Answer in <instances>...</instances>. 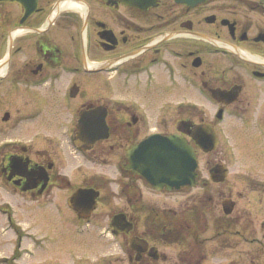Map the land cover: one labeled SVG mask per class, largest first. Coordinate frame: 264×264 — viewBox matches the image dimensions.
Instances as JSON below:
<instances>
[{
	"label": "flooded vegetation",
	"instance_id": "1",
	"mask_svg": "<svg viewBox=\"0 0 264 264\" xmlns=\"http://www.w3.org/2000/svg\"><path fill=\"white\" fill-rule=\"evenodd\" d=\"M61 1L36 0L34 9L26 14L25 2L31 0H0V62L4 64L0 85L6 90L10 72L7 79L17 89L19 84L23 88L24 77L38 87L62 78L63 96L73 106L70 123L72 119L78 122L80 110L102 107L108 135L98 141L109 142L88 147L94 154L117 146L118 136L129 143L137 141L131 138L152 123L174 127L150 129L141 137L152 131H177L192 142L188 134L192 125L217 127L219 121L232 116L260 125L264 132L263 0H199L192 5L179 0H149L145 5L78 0L83 3L79 8L60 7ZM67 40L70 48L64 50L60 41ZM38 110L30 112L31 119ZM16 139H0V187L20 190L32 198L49 195L63 176L55 157L40 154L38 147ZM13 158L21 165L13 166ZM224 166V179L213 181L227 178L229 168ZM122 167L129 169L125 162ZM35 169L46 170L47 179L36 178L32 187L23 189ZM129 172L130 178L140 177L134 169ZM244 179V184L254 185V190L261 191L259 195L264 194L259 181ZM81 186L98 189L101 203L99 187L84 181ZM128 187L132 209L121 213L129 226L120 232L128 237L129 264L172 262V249L167 253L161 249L172 243L183 246L174 261L203 263L208 239L198 238L195 220L200 218L198 225L204 222L200 203L187 204V208L184 204L181 208L147 204L130 180ZM224 200L232 202L228 212ZM236 200L230 193L221 201L223 213L214 220L219 230L208 240L216 247L220 243L233 247L237 240L232 236L240 235L239 225L244 228L260 218L250 197L235 210ZM188 237L191 240L186 242ZM239 255L243 259L242 251Z\"/></svg>",
	"mask_w": 264,
	"mask_h": 264
},
{
	"label": "rangeland",
	"instance_id": "2",
	"mask_svg": "<svg viewBox=\"0 0 264 264\" xmlns=\"http://www.w3.org/2000/svg\"><path fill=\"white\" fill-rule=\"evenodd\" d=\"M60 42L64 50L70 48L68 40ZM11 76L10 72L7 78ZM7 78L6 90H2L0 85V139L17 138L38 147L40 154L43 151L51 158L55 157L58 170L71 180L70 187L73 189L86 182L85 178L88 179L100 188L101 203L91 216L82 219L68 204L70 187L52 186L49 195L35 198L20 190L0 187V264H129L126 252L128 237L126 239L121 232L114 236L111 217L118 211L130 212L132 209L124 185L128 177L121 167L130 141L118 136L117 146L111 150L94 154V149H91L93 152L83 149L81 154L71 142L76 122L72 119L70 123L69 120L73 106L63 96L62 78L38 87L24 77L23 88L19 84L18 89L14 86L15 82L11 85ZM34 109L39 110L31 119ZM5 111L10 112L7 120L2 119ZM163 127L171 130L174 126L144 125L139 134L131 139L139 140L148 130ZM217 128L219 143L216 148L208 152L197 151L200 179L195 185L157 190L141 177L129 180L139 190L142 202L147 204L179 208L184 204L183 207L187 208L190 207L187 204L195 203L196 206L197 202L200 203L199 212L203 213L204 222L198 225L201 224L200 218L195 220L196 228L198 238L206 237V240L219 230L218 221L214 220L223 213L221 201L225 196L231 193L237 199L235 210L250 197L254 213L260 218L247 222L244 228L239 222L234 224V227L240 226V235L232 236L237 240L233 247H223L221 243L216 247L207 240L204 248H207L208 256L203 263L196 264H228L230 261L229 264H264V194L259 195L261 191L253 189L256 186L244 184L245 177L264 186V132L260 125L240 121L234 116L219 121ZM105 140L97 141L93 147L109 142ZM218 161L229 168L227 178L222 182H215L210 177L209 168ZM85 219L89 221V226L85 225ZM18 238L21 239L20 244ZM190 240L191 237H188L186 242ZM182 248L178 243L161 245L166 253L172 249L174 254L170 252L169 255L174 259L172 262L158 260V263L181 264L174 260ZM258 252V258L251 256H256Z\"/></svg>",
	"mask_w": 264,
	"mask_h": 264
},
{
	"label": "water",
	"instance_id": "3",
	"mask_svg": "<svg viewBox=\"0 0 264 264\" xmlns=\"http://www.w3.org/2000/svg\"><path fill=\"white\" fill-rule=\"evenodd\" d=\"M114 1V0H110ZM125 3H135L145 5L149 0H122ZM188 1L190 5L199 0H179ZM34 7V2L27 6L26 14ZM105 112L102 107L92 109H82L79 112L78 130L76 131V142L79 145H91L95 140L108 135V125L104 120ZM8 117V113L4 118ZM190 135L195 142L205 151L215 147L218 142L217 131L209 124H196L189 128ZM129 156V166L137 168L146 179L156 188L165 187L172 189L183 184H194L197 181V160L194 147L187 142L185 137L174 132L171 134L151 133L138 143L132 144L127 149ZM15 167L21 165L17 158L12 159ZM24 164V163H22ZM211 176L213 179L222 180L227 169L222 163H217L213 168ZM29 176V181L23 189L32 187L36 178L47 179L46 170L35 169ZM32 182V183H31ZM98 190L93 187H78L69 196V203L78 211L80 215H87L96 205ZM225 211L231 209L232 202H223ZM116 229L128 228L129 221L123 213H117L113 217Z\"/></svg>",
	"mask_w": 264,
	"mask_h": 264
},
{
	"label": "bare ground",
	"instance_id": "4",
	"mask_svg": "<svg viewBox=\"0 0 264 264\" xmlns=\"http://www.w3.org/2000/svg\"><path fill=\"white\" fill-rule=\"evenodd\" d=\"M83 5V3L79 2L78 0H62L59 4L60 7H67V8H79ZM58 6V7H59ZM4 67V64L0 62V69Z\"/></svg>",
	"mask_w": 264,
	"mask_h": 264
},
{
	"label": "trees",
	"instance_id": "5",
	"mask_svg": "<svg viewBox=\"0 0 264 264\" xmlns=\"http://www.w3.org/2000/svg\"><path fill=\"white\" fill-rule=\"evenodd\" d=\"M66 182H67V180H65V178H62V180L59 183L64 184Z\"/></svg>",
	"mask_w": 264,
	"mask_h": 264
}]
</instances>
